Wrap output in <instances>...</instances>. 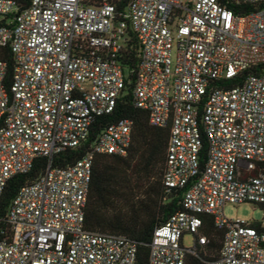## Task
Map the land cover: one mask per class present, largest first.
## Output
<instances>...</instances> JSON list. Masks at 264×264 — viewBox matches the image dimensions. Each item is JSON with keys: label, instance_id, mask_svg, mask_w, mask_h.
Returning <instances> with one entry per match:
<instances>
[{"label": "built area", "instance_id": "obj_1", "mask_svg": "<svg viewBox=\"0 0 264 264\" xmlns=\"http://www.w3.org/2000/svg\"><path fill=\"white\" fill-rule=\"evenodd\" d=\"M230 1L242 13L220 0H130L121 17L115 0H32L22 12L0 0V48L13 60L7 81L0 59V201L12 177L46 159L8 207L0 264H135L136 241L85 228L94 158L126 157L133 122L107 126L74 164H53L114 111L128 29L140 47L133 105L151 127L169 126L162 182L183 190L182 210L153 232L148 264L206 255L203 216L223 232L209 264H264V226L223 214L226 204L264 207V0Z\"/></svg>", "mask_w": 264, "mask_h": 264}, {"label": "trees", "instance_id": "obj_2", "mask_svg": "<svg viewBox=\"0 0 264 264\" xmlns=\"http://www.w3.org/2000/svg\"><path fill=\"white\" fill-rule=\"evenodd\" d=\"M17 12L27 9L32 0H11ZM130 0H115L119 16L124 15ZM230 10L240 14L241 6L230 0H220ZM118 62L126 74L125 90L111 114L97 117L90 129L87 142L77 149H65L53 157L55 167H66L81 160L90 150L98 135L120 119L133 122L132 144L126 157L96 155L90 189L85 208V228L92 232L127 237L138 243L135 264H148L149 244L154 230L175 213L182 210L183 190L168 189L163 185L169 126L155 128L149 125L148 114L132 102V88L139 62V45L130 29ZM0 59L7 62V81L12 74L13 60L8 48H0ZM245 71L242 77L248 75ZM231 83H234L231 82ZM205 145L200 155L205 163ZM46 159L35 160L32 169L12 177L0 201V233L9 234L6 222L8 207L19 189L34 182L44 172ZM210 240L206 255L188 256L185 264H209L218 257L223 232L214 228L211 217L203 216Z\"/></svg>", "mask_w": 264, "mask_h": 264}, {"label": "rangeland", "instance_id": "obj_3", "mask_svg": "<svg viewBox=\"0 0 264 264\" xmlns=\"http://www.w3.org/2000/svg\"><path fill=\"white\" fill-rule=\"evenodd\" d=\"M124 74L127 73L124 72ZM223 214L230 221L240 220L248 224H262L264 226V207L257 204H226L223 207ZM193 243V236L188 233L184 234L183 246L191 248Z\"/></svg>", "mask_w": 264, "mask_h": 264}]
</instances>
